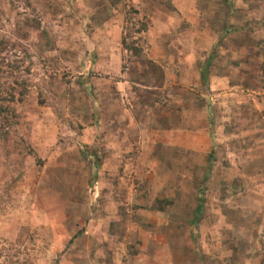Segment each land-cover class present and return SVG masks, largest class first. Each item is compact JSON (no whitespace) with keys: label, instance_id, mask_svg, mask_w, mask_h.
Instances as JSON below:
<instances>
[{"label":"rangeland","instance_id":"obj_1","mask_svg":"<svg viewBox=\"0 0 264 264\" xmlns=\"http://www.w3.org/2000/svg\"><path fill=\"white\" fill-rule=\"evenodd\" d=\"M263 66L264 0H0V74L21 119L0 142V264H137L140 232L164 239L142 208L173 205L150 200L128 127L169 105L187 128L166 148L173 171L210 174L196 253L231 251L228 238L264 252Z\"/></svg>","mask_w":264,"mask_h":264},{"label":"crops","instance_id":"obj_2","mask_svg":"<svg viewBox=\"0 0 264 264\" xmlns=\"http://www.w3.org/2000/svg\"><path fill=\"white\" fill-rule=\"evenodd\" d=\"M150 37H152V35H150ZM151 43L153 44L151 46H153V50L155 51L156 48L154 47L153 37L151 38ZM92 58L94 60H98V54L94 53L92 55ZM121 58L122 57L120 54H116L115 52L113 53V50H111L110 62L115 59L121 61ZM169 76L172 77L171 75ZM153 78H155L154 75ZM111 107L112 104L106 110H111ZM172 107L173 106L169 105L166 108L159 110L158 113L160 114H158V116L153 113L148 114V110H145L143 112L146 113L140 116L142 120L141 122L144 121V123H140L142 129L138 127V124L131 125V127H128V129L132 130V132L138 133L136 136H139V139L141 140L142 155L140 156V163L153 169V171L151 170L150 172L149 178L148 175L145 177L142 176L140 178V182H143V180L148 179L151 181L152 185H150V189L151 194L153 193L154 197L152 196L150 200H152V202H154V200L156 201L157 194H160L161 200L165 198L166 201H170L173 204L172 208L169 211L167 210L166 213L160 212L158 207H153L151 210L152 212L149 213L151 216L145 213L144 209L142 208L143 212L140 219H142L143 223H149L150 217L162 219L158 227L156 226L157 229L155 231H157L158 234L163 235L164 239H157L155 241H152L151 238L148 236V233L145 234V232L139 231L140 233L137 236L139 242L136 243L137 247L140 246V253L138 252L139 254L136 256L139 258L138 263L143 262V264H248L244 263V260L245 262L250 260L253 262L256 261L254 264H264L263 251H257L256 255L254 253L250 255L248 252L246 253V246L249 243L246 245L241 242L240 246H242L243 252L240 253V250L238 249L239 240L237 241V239L234 240H236L235 243H238V247L234 248L230 238L226 239L228 240L226 243L222 242V245H220L221 248L224 244L225 247L229 245L228 249H231V251L221 252L219 254L220 256L218 255L219 257L216 254L215 258L214 256H202V258H200L201 255H198L196 253L198 250L196 245L199 243L196 237V233L194 232V228L196 227L195 222L200 221L199 218L196 217V213L200 208L201 202V199L200 202H198L197 198L200 197V195L202 197L203 191L205 190V188H207L206 186H204V188L203 185L206 180L210 179V174L207 172V170H205V168L199 165H193V167L189 168L180 167L178 168L180 169L179 171H173V163L175 156L174 149L167 150L166 148H173L172 142L174 140L172 136L174 131H183L187 130V128L185 129L184 127V116H186V114L183 115L182 118H179L182 121L179 122V126L181 127V129H177L176 125L174 126L172 124L174 118H177L174 117V114L172 113ZM109 114L111 115L110 111ZM152 117H155V119H157L156 123H154V118L151 119ZM172 126H174L175 128L171 129L170 127ZM118 129H121V127H119ZM167 140L169 141L167 142ZM178 145L184 146L185 142L180 141ZM188 148H190V144L188 145ZM157 203L159 202L157 201ZM146 205L149 206L147 203ZM192 207L197 208H195V210L193 208L192 211ZM147 209L150 210V208ZM157 214L161 215L162 217H157ZM139 224L141 223L139 222ZM156 227L151 226V228ZM147 230H149V228H147ZM136 234H138L137 231ZM125 241L126 240H123L119 245L125 244L130 247L129 244L131 242L133 243L134 238L131 237L130 240H128L126 243ZM253 244L254 241L251 239L250 246H253ZM132 246L129 251L131 253H133ZM126 249L128 250V248ZM111 250L113 251V249ZM114 255L115 253H113V258ZM115 264H124V260Z\"/></svg>","mask_w":264,"mask_h":264},{"label":"trees","instance_id":"obj_3","mask_svg":"<svg viewBox=\"0 0 264 264\" xmlns=\"http://www.w3.org/2000/svg\"><path fill=\"white\" fill-rule=\"evenodd\" d=\"M253 0H245L246 3L252 2ZM144 30L147 28H143ZM142 31V29L140 30ZM139 31V32H140ZM124 49L132 51L134 53L135 57H139V55L142 54L141 49L136 48L134 43H130L127 39L124 40ZM264 67V66H263ZM1 72V70H0ZM6 74V73H5ZM19 87H23L22 84L18 83ZM29 84H27L24 88L23 91L20 92V95L24 96L27 93V87ZM9 83L8 81H4L1 74H0V142H6L8 141L11 137V131L15 128L20 126L19 119L20 116L17 114L16 110L13 108V104L16 101V95H17V89L14 88H8ZM94 167L99 166V162L93 163ZM211 167V166H210ZM207 191L204 190L202 193L201 197V202H200V208L196 213V217L199 216L200 212L204 210V202H205V197H206ZM164 203V208L171 207L173 204L170 201L166 202H161ZM75 238H78V236H75Z\"/></svg>","mask_w":264,"mask_h":264}]
</instances>
